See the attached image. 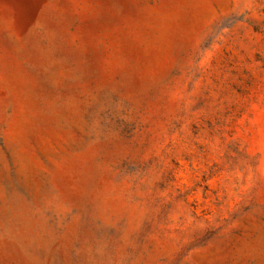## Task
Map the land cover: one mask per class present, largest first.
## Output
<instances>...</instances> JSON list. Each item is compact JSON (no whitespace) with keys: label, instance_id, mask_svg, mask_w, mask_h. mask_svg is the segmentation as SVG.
<instances>
[{"label":"rangeland","instance_id":"1","mask_svg":"<svg viewBox=\"0 0 264 264\" xmlns=\"http://www.w3.org/2000/svg\"><path fill=\"white\" fill-rule=\"evenodd\" d=\"M0 264H264V0H0Z\"/></svg>","mask_w":264,"mask_h":264}]
</instances>
